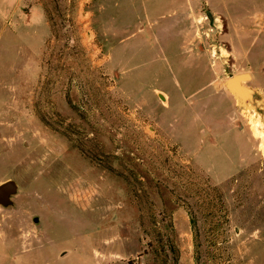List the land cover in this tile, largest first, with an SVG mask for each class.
I'll use <instances>...</instances> for the list:
<instances>
[{
	"label": "rangeland",
	"instance_id": "1",
	"mask_svg": "<svg viewBox=\"0 0 264 264\" xmlns=\"http://www.w3.org/2000/svg\"><path fill=\"white\" fill-rule=\"evenodd\" d=\"M223 2L240 25L264 1ZM134 3L22 0L25 13H44L29 30L32 47L15 16L0 15V184L19 186L15 205L0 206V264H156L168 238L178 264H196V232L200 264H264V116L231 119L205 63L164 53L180 47L173 32L156 38L157 62L146 49L133 64L114 63L115 16L118 47L139 40L129 37L142 13ZM158 8L153 20L172 23L174 7ZM201 9L203 34L221 43V20ZM241 52L264 68V28L250 26ZM248 83L264 101V74ZM231 120L238 136L216 135ZM214 123L204 135L202 124Z\"/></svg>",
	"mask_w": 264,
	"mask_h": 264
},
{
	"label": "crops",
	"instance_id": "2",
	"mask_svg": "<svg viewBox=\"0 0 264 264\" xmlns=\"http://www.w3.org/2000/svg\"><path fill=\"white\" fill-rule=\"evenodd\" d=\"M21 1L22 0H0V15L3 17L15 16V20L17 21L20 30L22 29V31H26L23 37V39L27 37L24 39L25 44L32 47L31 41H33V39L31 36H28V33L30 32L29 30L35 26V19L41 20V18H44V13H42L43 11L39 6L36 8L32 7L27 13H25V10L19 7ZM134 2V6L137 4L138 7H142V13L138 14L139 16H136L134 23L137 24V27L129 37L131 35H139L140 37L134 44H124V42H121L119 48L118 40L115 42L114 37L116 34L114 25L117 17L115 16V19L111 22L112 26L109 29L111 38H109L110 41H108V45L112 48L111 53L113 54H111L112 56L110 57L114 63L133 64L134 61L137 62L139 54H143L146 49L150 53L148 57L150 60H147L154 63L157 62L156 59L162 58L163 56H160L157 52L154 53V48H156L154 42L156 38L167 36L169 32H173L175 35L172 36L176 37L177 35L180 39V47L176 48L175 52H172L171 50L169 52L167 50V53L165 52V49L167 48L163 47L162 50H164V53L167 56H170L172 55L171 53H173L175 58L180 56L185 60L191 59L198 63H205V68L212 74L210 83L221 88V90L228 96L231 110L230 118L232 119L234 115L238 116L240 112L244 111V109L239 107L234 95L225 88L224 81L228 79L230 75L244 72L249 73L251 79H256L261 74L263 76L264 68H262L261 71L257 70L248 61L243 59L241 44L244 33L250 29V26L259 27L261 29L264 28V2L257 7V12L254 14L253 18L247 17L241 21L240 25L236 24V22H232L230 13L224 7L223 0H134ZM164 3H168L174 7L172 14L166 16L169 19H172V23H169V25H160L153 20V17H155L153 13L154 9L159 10L158 7ZM203 3L207 6V11L212 18L221 20L222 24L215 23V25H220L222 29L224 28L218 35L221 43L208 40L203 34L205 33V29L200 23ZM156 17L157 19H161L164 16L157 15ZM47 23L48 21H46V24ZM233 25L237 31H241L240 37L234 36L232 33ZM46 26L48 27V24ZM124 39L125 37H121L120 41H123ZM165 61L166 60H163L162 62L165 63ZM225 62L228 64V72L224 70ZM153 77L157 80L161 78L158 73H154ZM248 82L241 80L238 82V86L241 87L248 85ZM177 88L180 90V85H178ZM165 89L166 88L163 87L154 88L156 93H162L164 96L170 98V92ZM218 127H220V123H214L213 125L209 124V126L202 124L200 128L204 135L206 134V136L210 137L212 136L211 129L215 128L218 130ZM239 129V123L231 120L225 130H221L220 128V130L215 133L216 135L223 136L227 132L235 131L237 137L240 132ZM235 140L236 142L238 141L237 139ZM209 141H211L210 138Z\"/></svg>",
	"mask_w": 264,
	"mask_h": 264
},
{
	"label": "water",
	"instance_id": "3",
	"mask_svg": "<svg viewBox=\"0 0 264 264\" xmlns=\"http://www.w3.org/2000/svg\"><path fill=\"white\" fill-rule=\"evenodd\" d=\"M250 79V74L247 72L237 73L230 75L224 81V86L237 99L239 107L248 112L261 113L264 116V101L260 91L249 84L241 87L238 86L239 81L243 80L248 82ZM18 189V183L13 179L2 182L0 184V206L3 208L14 206L15 202L13 197L18 193ZM34 221L38 222V217H35Z\"/></svg>",
	"mask_w": 264,
	"mask_h": 264
},
{
	"label": "trees",
	"instance_id": "4",
	"mask_svg": "<svg viewBox=\"0 0 264 264\" xmlns=\"http://www.w3.org/2000/svg\"><path fill=\"white\" fill-rule=\"evenodd\" d=\"M191 224L192 227L194 228V230H197V221L195 216L192 215L191 217ZM196 232V231H195ZM195 239H196V264H200L201 260H202V253L199 250V239H198V234L197 232L195 233ZM154 246V245H153ZM153 250V249H152ZM151 252V251H150ZM155 255H160L159 250L156 249L155 251H152ZM161 260H158L159 258H156V264H157V260L158 262H161V264H178V248L176 246V244L170 239L168 238L162 245H161ZM143 254H147V251H144L142 253ZM157 257V256H156ZM159 257V256H158ZM133 260H129V263H132Z\"/></svg>",
	"mask_w": 264,
	"mask_h": 264
},
{
	"label": "bare ground",
	"instance_id": "5",
	"mask_svg": "<svg viewBox=\"0 0 264 264\" xmlns=\"http://www.w3.org/2000/svg\"><path fill=\"white\" fill-rule=\"evenodd\" d=\"M263 124H264V120H263V122H262Z\"/></svg>",
	"mask_w": 264,
	"mask_h": 264
}]
</instances>
